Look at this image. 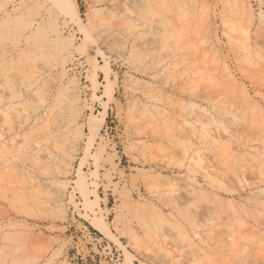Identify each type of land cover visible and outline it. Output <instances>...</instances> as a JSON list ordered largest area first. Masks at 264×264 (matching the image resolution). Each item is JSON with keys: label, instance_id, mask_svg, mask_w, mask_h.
<instances>
[{"label": "rangeland", "instance_id": "obj_1", "mask_svg": "<svg viewBox=\"0 0 264 264\" xmlns=\"http://www.w3.org/2000/svg\"><path fill=\"white\" fill-rule=\"evenodd\" d=\"M75 1L0 0V264H264V0Z\"/></svg>", "mask_w": 264, "mask_h": 264}, {"label": "bare ground", "instance_id": "obj_2", "mask_svg": "<svg viewBox=\"0 0 264 264\" xmlns=\"http://www.w3.org/2000/svg\"><path fill=\"white\" fill-rule=\"evenodd\" d=\"M55 1L61 13H63L68 18H71L73 20H79L80 16L78 11V6L75 0H73V5L70 4L67 0H55ZM105 118H106V112H101L99 115L94 117V120L100 126L102 123H104ZM86 201L89 202V199H86ZM90 224L102 234L108 237H112V233L110 232L108 226L106 225V223L102 218H91Z\"/></svg>", "mask_w": 264, "mask_h": 264}, {"label": "trees", "instance_id": "obj_3", "mask_svg": "<svg viewBox=\"0 0 264 264\" xmlns=\"http://www.w3.org/2000/svg\"><path fill=\"white\" fill-rule=\"evenodd\" d=\"M92 229V228H91ZM92 231L94 232V233H96L97 234V232L96 231H94L93 229H92Z\"/></svg>", "mask_w": 264, "mask_h": 264}]
</instances>
